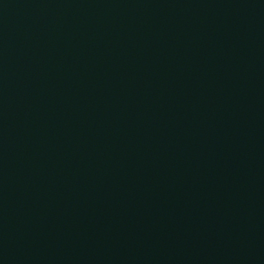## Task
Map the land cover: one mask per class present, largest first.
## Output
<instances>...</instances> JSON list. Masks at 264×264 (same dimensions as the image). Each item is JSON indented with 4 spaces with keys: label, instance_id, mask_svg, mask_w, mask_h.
I'll return each mask as SVG.
<instances>
[{
    "label": "water",
    "instance_id": "1",
    "mask_svg": "<svg viewBox=\"0 0 264 264\" xmlns=\"http://www.w3.org/2000/svg\"><path fill=\"white\" fill-rule=\"evenodd\" d=\"M0 264H264V0H0Z\"/></svg>",
    "mask_w": 264,
    "mask_h": 264
}]
</instances>
